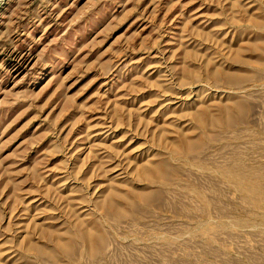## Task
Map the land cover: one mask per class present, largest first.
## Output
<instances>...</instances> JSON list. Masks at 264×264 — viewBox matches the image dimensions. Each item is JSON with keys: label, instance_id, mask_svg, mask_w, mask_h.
I'll return each mask as SVG.
<instances>
[{"label": "rangeland", "instance_id": "1", "mask_svg": "<svg viewBox=\"0 0 264 264\" xmlns=\"http://www.w3.org/2000/svg\"><path fill=\"white\" fill-rule=\"evenodd\" d=\"M0 264H264V0H0Z\"/></svg>", "mask_w": 264, "mask_h": 264}, {"label": "bare ground", "instance_id": "2", "mask_svg": "<svg viewBox=\"0 0 264 264\" xmlns=\"http://www.w3.org/2000/svg\"><path fill=\"white\" fill-rule=\"evenodd\" d=\"M247 188V187H246ZM88 239V238H87Z\"/></svg>", "mask_w": 264, "mask_h": 264}, {"label": "water", "instance_id": "3", "mask_svg": "<svg viewBox=\"0 0 264 264\" xmlns=\"http://www.w3.org/2000/svg\"><path fill=\"white\" fill-rule=\"evenodd\" d=\"M2 1H4V0H2Z\"/></svg>", "mask_w": 264, "mask_h": 264}]
</instances>
